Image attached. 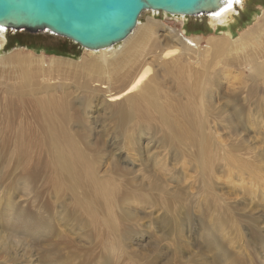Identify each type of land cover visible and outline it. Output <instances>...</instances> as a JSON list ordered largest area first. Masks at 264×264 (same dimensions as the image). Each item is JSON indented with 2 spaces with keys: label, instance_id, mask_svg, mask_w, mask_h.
<instances>
[{
  "label": "rangeland",
  "instance_id": "obj_1",
  "mask_svg": "<svg viewBox=\"0 0 264 264\" xmlns=\"http://www.w3.org/2000/svg\"><path fill=\"white\" fill-rule=\"evenodd\" d=\"M236 10L229 27L217 28L207 17L141 16L140 25L159 23L140 45L158 111L141 99L108 101L129 86L133 69L114 79L101 70L100 51L77 54L49 33L7 31L0 240L15 246L0 249V264H264V74L255 70L264 64V27L254 32L264 0ZM181 33L200 38L198 47L180 41ZM213 42L234 50L216 54ZM192 75L208 94L190 85ZM48 132L67 143L71 170L58 160L52 134L45 144Z\"/></svg>",
  "mask_w": 264,
  "mask_h": 264
},
{
  "label": "water",
  "instance_id": "obj_2",
  "mask_svg": "<svg viewBox=\"0 0 264 264\" xmlns=\"http://www.w3.org/2000/svg\"><path fill=\"white\" fill-rule=\"evenodd\" d=\"M229 0H0V28L49 33L85 50L102 51L127 40L145 12L209 17Z\"/></svg>",
  "mask_w": 264,
  "mask_h": 264
},
{
  "label": "bare ground",
  "instance_id": "obj_3",
  "mask_svg": "<svg viewBox=\"0 0 264 264\" xmlns=\"http://www.w3.org/2000/svg\"><path fill=\"white\" fill-rule=\"evenodd\" d=\"M244 1L245 0H229V2L226 3L222 7L221 11H218V14H216V15L213 14V15H210L209 17H207L208 18V21H209V24L212 25L213 27H216V28L217 27L228 26L230 19L237 12L236 8L239 7V6H242L244 4ZM158 24L159 23H157V21H155L152 18H150V20L146 24H144V25H140V23H139V25L135 29L134 33L127 40H125L123 42L124 43V48H123L122 51L119 50L120 52H118L116 54L115 58H112V59H108L107 58L108 53H110L109 54L110 56L113 55L114 52H112V51H114V47L100 51V54H101V56H100L101 59L100 60L103 61V64H102V66L100 68H101V70H106L105 72L108 73V75H111L112 74V76H115L114 79L120 77L121 75L122 76L125 75L127 71H130V69H133L131 71L129 77H127V81H128L127 83L131 82L129 84V86L125 90H123L121 93H119V94H117V93L115 95H112L111 94L110 95V98L108 99V101L110 103H113V102L122 100L124 98H127L129 100H134V101H138V99H141L142 102L143 101L145 102L148 111H150V110L158 111L157 110V107L159 106L158 105V101H157L158 92H157L156 88L154 86H152V83H151L152 81L149 80V74L151 72V70H150L151 68L148 66V62L145 61L146 60V56L143 54V52H142V50L140 48V45L142 47V44L144 42L146 43L147 40H149L150 38H152V36L154 34H156L155 31H156V28L159 27ZM164 25H165L164 26L165 28L168 27L166 24H164ZM263 27H264V20H263V22H260L254 28V32H259ZM167 29H168L169 33H171V34H174L175 33V30L172 27H169ZM6 33H7L6 30H4L3 28H0V49H2L4 43L7 42V39H6V36H5ZM137 35H138V37L136 38ZM250 35H251V32H246V33H243L241 35V37H243L244 39H248L250 37ZM177 36H178V38H179L180 41L185 42V44L186 45H189L190 47H198V45L201 42V39L200 38H195V37L194 38H190V37L185 36L183 33H181V34H179ZM211 45L213 47L215 46L216 54L223 52L225 50V48L227 50H229V51L234 50V45L233 44H227L226 43L225 44V47H224V45H222V44H217V43H214L213 42V43H211ZM181 49H182V47H181ZM184 49L185 48H183L182 50L179 51L178 48H176L175 50H173L171 52L170 51L169 52H165L164 55L165 56H170L172 54L174 55V53H180L181 51H185ZM111 52H112V54H111ZM180 55H183V53L180 54ZM247 56H249V55H247ZM257 56H259V55H257ZM178 57H180V56H178ZM12 58H14L15 62H18L19 64H26V65H28L30 63L29 61L31 60L27 56H21V55H18V54H14V56H12ZM199 58H201V57H199ZM173 60L175 61V59H173ZM253 61H254V59H253ZM255 63H257V62H255ZM249 64H252V63H249ZM255 70L257 72L256 76L257 75H261L262 76L264 74V64L258 63L257 68ZM94 71H96V70H94ZM97 73H98V71H97ZM29 77H30L29 74H26L25 75V79H24L25 84H28L29 83ZM191 77L192 78L190 80L195 79V76H194V78H193V75ZM102 80H104V79H102ZM194 81H196V79ZM102 82L104 83V81H102ZM188 82H190V85L193 86V88L195 90H197L198 88H200L201 85H202L201 83H197L198 80L195 83H193L191 81H188ZM107 83H108V81H107ZM195 86L197 87V89L195 88ZM103 88H106V86H104ZM188 88H189V86H188ZM194 89H193V91H194ZM139 92H142L143 95H140ZM109 93H110V91H109ZM198 94L200 96H203V95H206L208 93L205 90H203V89H198ZM199 95H197V97ZM154 100H156L157 102L154 101ZM14 105H15L14 103H11L10 106H11V108L13 110H16V107ZM137 107H138V109L140 108V104L139 103H138V106ZM203 107L204 106H202V108ZM52 108H53V106H52ZM40 109L42 110V113L46 117V122L49 121L50 124H51L52 123L51 122V119H52L51 116L53 115L51 113V107L49 105H45V106H42ZM190 111H193V110L190 109ZM193 112H195V111H193ZM199 112H200V110H199ZM123 114L125 116H128V113H126V112H123ZM47 127H48V125H47ZM47 131H48V129H47ZM48 133H49V137L50 138H49V140L45 144L48 145V147L50 148V140H51V136L50 135L53 132L51 134H50V132H48ZM53 136L54 135L52 134V142L55 144V149H56V152H57V158H58V160L61 161V163L65 164V167L70 168V170H71V164H69V163L66 162V157L64 155V154H67L68 155V153H67V143L64 142L63 140H61L60 138H55ZM48 229H49V225H47L43 229V231H47ZM37 232H39V231H35L34 235L37 234ZM9 245L10 244H8V243L3 242V241L0 240V249L1 250L9 251V250H11L15 246V245L14 246H12V245L9 246ZM9 248H11V249H9Z\"/></svg>",
  "mask_w": 264,
  "mask_h": 264
},
{
  "label": "trees",
  "instance_id": "obj_4",
  "mask_svg": "<svg viewBox=\"0 0 264 264\" xmlns=\"http://www.w3.org/2000/svg\"><path fill=\"white\" fill-rule=\"evenodd\" d=\"M249 21V20H248ZM198 32H200V33H204V30L203 29H201V28H199L198 29ZM31 36V35H30ZM67 43L65 44V45H67L68 43H70V44H68V46H67V48H71V50L72 51H75L76 52V50H77V54H79V52L78 51H80V46H78V45H75L74 43H71L70 41H66ZM15 45H18V43L16 42L15 43ZM26 46H29V45H26ZM66 54H70L69 52H67V49H66V52H65ZM72 55H74V53H71Z\"/></svg>",
  "mask_w": 264,
  "mask_h": 264
},
{
  "label": "flooded vegetation",
  "instance_id": "obj_5",
  "mask_svg": "<svg viewBox=\"0 0 264 264\" xmlns=\"http://www.w3.org/2000/svg\"><path fill=\"white\" fill-rule=\"evenodd\" d=\"M27 35H30V34L24 33V36H27ZM31 36H33V35H31Z\"/></svg>",
  "mask_w": 264,
  "mask_h": 264
}]
</instances>
